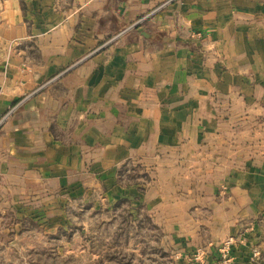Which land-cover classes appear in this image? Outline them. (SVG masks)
I'll list each match as a JSON object with an SVG mask.
<instances>
[{
  "label": "crops",
  "instance_id": "crops-1",
  "mask_svg": "<svg viewBox=\"0 0 264 264\" xmlns=\"http://www.w3.org/2000/svg\"><path fill=\"white\" fill-rule=\"evenodd\" d=\"M122 31L119 43L103 45ZM29 45L43 63L30 60ZM261 82L263 0H0V120L9 115L0 128V179L10 162L52 175L59 151L84 172L89 144L101 146L90 172L111 186L116 164L146 145L177 144L167 136L178 126L190 132L184 144L198 145L200 131L217 125L215 112L260 113ZM221 98H239L238 109L217 105ZM56 128L83 144L64 143ZM70 166L59 165L60 182ZM117 187L137 197V187ZM256 246L251 237L235 246L233 264H264L262 251L252 256Z\"/></svg>",
  "mask_w": 264,
  "mask_h": 264
},
{
  "label": "rangeland",
  "instance_id": "rangeland-1",
  "mask_svg": "<svg viewBox=\"0 0 264 264\" xmlns=\"http://www.w3.org/2000/svg\"><path fill=\"white\" fill-rule=\"evenodd\" d=\"M128 31L111 35L103 45L119 43ZM28 51L34 55L31 61L44 62L38 50L29 45ZM261 83L258 89L264 90ZM222 99L217 105L238 109L239 98ZM254 105L260 113L214 111L217 125L200 131L198 145L184 144L190 132L178 126L167 136L177 144L146 145L140 155L116 164L111 186L90 172L101 146L54 129L64 143L83 144V167L89 166L77 172L79 167L73 168L59 151L55 177L28 162L3 167L0 264H233L231 251L250 237L261 245L252 249V256L262 251L264 261L259 233H264V98ZM59 165L73 169L65 182H60ZM117 186L137 187V197ZM249 201L256 210L247 220Z\"/></svg>",
  "mask_w": 264,
  "mask_h": 264
},
{
  "label": "built area",
  "instance_id": "built-area-1",
  "mask_svg": "<svg viewBox=\"0 0 264 264\" xmlns=\"http://www.w3.org/2000/svg\"><path fill=\"white\" fill-rule=\"evenodd\" d=\"M9 115L4 116L1 120H0V126L2 125V123L8 118ZM229 254V252L227 253Z\"/></svg>",
  "mask_w": 264,
  "mask_h": 264
},
{
  "label": "trees",
  "instance_id": "trees-1",
  "mask_svg": "<svg viewBox=\"0 0 264 264\" xmlns=\"http://www.w3.org/2000/svg\"><path fill=\"white\" fill-rule=\"evenodd\" d=\"M54 130V129H53Z\"/></svg>",
  "mask_w": 264,
  "mask_h": 264
}]
</instances>
